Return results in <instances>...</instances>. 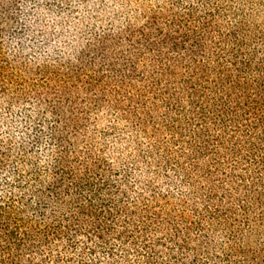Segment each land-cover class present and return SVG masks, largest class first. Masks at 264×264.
I'll list each match as a JSON object with an SVG mask.
<instances>
[{
    "label": "trees",
    "instance_id": "obj_1",
    "mask_svg": "<svg viewBox=\"0 0 264 264\" xmlns=\"http://www.w3.org/2000/svg\"><path fill=\"white\" fill-rule=\"evenodd\" d=\"M43 1L0 0V41L65 34ZM81 5L50 121L0 122V264H264V0Z\"/></svg>",
    "mask_w": 264,
    "mask_h": 264
},
{
    "label": "rangeland",
    "instance_id": "obj_2",
    "mask_svg": "<svg viewBox=\"0 0 264 264\" xmlns=\"http://www.w3.org/2000/svg\"><path fill=\"white\" fill-rule=\"evenodd\" d=\"M82 1L44 0L43 10L45 11L49 10L50 6L62 5L60 16L65 20L64 31L67 32L65 34L62 32L61 36L60 34H55L46 39L37 37L35 40H31L25 52H20L18 50V44H14L9 37L3 35L0 41V62L3 64L5 77H2L0 74V122L7 121L10 128L14 130L23 129L25 132H29L34 126L36 118L39 119V115L36 116L38 110L42 111L44 116H46L47 122L50 121L48 111L38 102V98L35 97L36 91L43 88V83L40 81L41 74L35 73V69L42 64H55L59 60L63 61L68 55L73 54V51L69 50V44L66 38L69 33L74 34V36L77 35L76 38L80 35L83 38L81 40H85L86 35H84L83 31L75 29L76 27L70 23L69 19L74 8H76L75 11L77 13H82L84 8L81 5ZM149 1L154 6L164 5L168 2V0ZM6 65L8 66L5 67ZM9 76H12L14 80H9ZM5 78L8 79L6 81L8 90L2 88L1 81ZM21 79L25 81H20ZM22 84H24L23 91L20 92L19 89ZM21 108H28L30 110L29 112L33 114V118L31 120H25L19 117V109ZM174 174L172 173L171 175ZM175 175L179 177V181L182 179V176ZM179 181H173L170 187L166 183L164 185L166 188H170L175 195L178 194L179 196L182 192ZM200 258L204 261L207 260L204 255H201ZM237 258L240 261L244 259L242 255H239Z\"/></svg>",
    "mask_w": 264,
    "mask_h": 264
}]
</instances>
